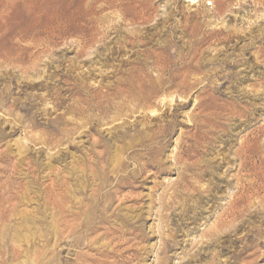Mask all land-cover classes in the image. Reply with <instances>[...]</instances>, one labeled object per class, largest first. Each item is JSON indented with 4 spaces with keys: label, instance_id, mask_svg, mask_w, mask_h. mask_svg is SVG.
<instances>
[{
    "label": "rangeland",
    "instance_id": "1",
    "mask_svg": "<svg viewBox=\"0 0 264 264\" xmlns=\"http://www.w3.org/2000/svg\"><path fill=\"white\" fill-rule=\"evenodd\" d=\"M0 1V17L38 22L54 50L32 76L0 58V264H264V0H28L39 14ZM51 61V72L84 79L82 95L46 80ZM130 70L143 96L137 83L134 97L85 103ZM161 72L185 85L157 89ZM60 87L54 109L42 98ZM75 102L84 116L68 111ZM54 125L80 133L47 145ZM107 191L115 203L89 246L82 227L55 240V193L79 211Z\"/></svg>",
    "mask_w": 264,
    "mask_h": 264
},
{
    "label": "bare ground",
    "instance_id": "2",
    "mask_svg": "<svg viewBox=\"0 0 264 264\" xmlns=\"http://www.w3.org/2000/svg\"><path fill=\"white\" fill-rule=\"evenodd\" d=\"M26 1V0H25ZM31 1V0H29ZM28 0L26 1V3L24 2V4H26V7L29 8V10L27 9V11H29V13H33V14H39L37 13V7H33L32 6V2L30 3ZM41 1V0H40ZM123 1V0H122ZM1 2V1H0ZM5 2V1H4ZM134 2V1H133ZM28 3V5H27ZM35 4V3H34ZM139 5V4H138ZM10 6V5H9ZM35 6V5H34ZM114 6V5H113ZM116 6V4H115ZM124 7V6H122ZM9 8V7H8ZM121 8V7H120ZM41 9V8H40ZM133 9V8H132ZM137 6L135 7L134 11H136ZM124 10V8H123ZM125 10L127 11H131L130 8H125ZM138 10V9H137ZM126 13V12H125ZM24 14V13H23ZM131 14V12H130ZM132 20H138V19H142V14H140L138 11L134 12L132 14ZM27 16V15H26ZM39 15H37L38 17ZM40 18V17H39ZM35 19V18H34ZM12 18L11 17H0V58L3 59V64L5 63L6 65H13L15 68L18 67L20 68L21 72H23L25 75L30 74L32 71H36L39 74V70L37 71L38 67L40 66V63L43 61L44 57H47L49 54H53L54 50H53V46L51 44V39L53 38V35L51 36V34H47L46 37L43 36V34L38 31V28L36 29V24H22V25H15L12 22ZM15 20V19H14ZM39 21V20H38ZM41 21V20H40ZM47 21V20H46ZM58 21V20H57ZM35 23V22H34ZM43 23V22H42ZM41 24V22H40ZM39 26V25H38ZM37 26V27H38ZM45 26V24H44ZM53 33V32H52ZM73 38V37H72ZM74 39V38H73ZM6 40H10L12 43L13 47H8L6 48ZM99 41V40H98ZM8 45V44H7ZM81 45V44H80ZM84 46V45H83ZM89 46V45H88ZM89 48V47H88ZM89 50V49H88ZM87 48L86 47H81V50L79 51V56L80 57H85L87 56ZM47 55V56H46ZM28 58V61L26 62V59ZM49 57V56H48ZM79 57V58H80ZM90 58V57H89ZM161 58V57H160ZM166 59V58H165ZM54 60V59H53ZM161 60V59H160ZM157 61H159V58L157 59ZM165 61V60H164ZM107 62V61H106ZM52 63H54V61L51 62H47L46 66H48L49 69L48 71H50V73H47L46 76V80L48 78L50 79H55L56 77H60L59 81L62 82L64 85L68 86V88L66 89V92H69V97L73 96V95H82L83 92L85 91V89L87 88V83H85L82 78L81 81H78L76 79H73L70 75L71 69H69L66 73H64L63 75H60L57 71L51 72L50 67L52 66ZM56 64V63H55ZM156 64V63H155ZM160 64V63H159ZM158 64V65H159ZM2 65V64H1ZM122 65V64H121ZM4 66V65H3ZM12 66V67H13ZM74 66V65H72ZM9 67V66H8ZM11 67V66H10ZM61 65H57L56 68H60ZM65 67V66H64ZM160 67H162L160 65ZM44 68V67H43ZM55 68V67H54ZM72 68V67H71ZM165 67H163L164 70ZM17 69V68H16ZM40 69V67H39ZM58 70V69H56ZM161 70V68H160ZM42 71V70H41ZM83 71V70H82ZM131 71V70H130ZM46 72V71H45ZM73 72V69H72ZM129 72V71H128ZM104 73V72H103ZM138 73V72H137ZM135 70H132L128 75L129 78H126V80H122L121 78L115 81L114 85H105L104 87L106 88L105 92H100L97 95H94L95 97H92L91 99H86L85 103L88 104V106H90L91 108H96V107H102V104L104 102V100L109 99L108 97L111 95H114L116 97H126V96H131L134 97V86L136 87V84L138 83L139 85L137 86L138 89L141 91L143 86L141 84V80L139 79V73L137 74ZM162 73V72H161ZM165 73V71H164ZM23 74V75H24ZM31 75V74H30ZM46 75V74H45ZM164 75L165 74H161L160 77H157L156 79H153V86L156 87L157 89H161L164 86H168L167 88H171L174 87L176 85H182L185 83L186 81V76L184 78H182L181 82L177 84V80L178 77L171 75L168 79H164ZM32 76V75H31ZM42 76V75H41ZM184 76V74H183ZM188 76V75H187ZM182 77V76H181ZM180 77V78H181ZM40 78V77H39ZM85 78V77H84ZM50 81V80H49ZM145 81V80H144ZM188 81V80H187ZM151 82V81H150ZM29 83V82H28ZM44 85V84H43ZM126 85H128L129 87H127L128 89L125 90ZM185 85V84H184ZM41 86V85H39ZM187 86V85H186ZM191 86V85H190ZM43 87V86H41ZM65 87V86H64ZM153 87V88H154ZM39 88V87H37ZM133 89V90H132ZM99 90V89H98ZM96 91V90H95ZM62 92H63V88H56V89H52L49 91L50 97H43L42 101L46 102L47 105L53 104V108L54 109H58V107H62L63 102V97H62ZM91 92V91H90ZM97 92V91H96ZM163 92V91H161ZM48 93V92H47ZM172 95V93H170ZM140 95H144V90L141 91ZM138 96V95H137ZM136 96V97H137ZM139 99H141L140 96H138ZM145 97V96H144ZM169 97V96H168ZM171 97V96H170ZM100 99V101H95V99ZM167 98V97H166ZM128 99V98H127ZM134 99V98H133ZM133 99L131 101V103L133 102ZM143 99V98H142ZM111 100V99H110ZM125 101V100H124ZM142 101V100H141ZM130 102V101H129ZM144 102V100H143ZM76 103L79 104V102H75L73 105H70L68 107V111H70L73 114H76L79 116L83 115L85 113V109L84 107H82L80 105V107H78L76 105ZM171 104V103H170ZM46 105V106H47ZM146 106V105H145ZM144 106V107H145ZM104 107V106H103ZM86 108V107H85ZM105 108V107H104ZM123 108V107H122ZM46 109V108H45ZM91 110V109H90ZM141 110V109H140ZM156 110V109H155ZM153 110V111H155ZM44 111V110H43ZM87 111V110H86ZM130 111V110H129ZM46 112V111H45ZM134 113V112H133ZM75 116V115H74ZM86 117V116H85ZM58 121H56V123L59 125H66L67 121L64 120L63 116H60L58 119ZM108 124V123H106ZM73 125V124H72ZM58 127V126H57ZM58 127V128H59ZM73 127V126H72ZM79 128H81L80 126L77 128H70V127H64L63 128H59V130H57L56 125L53 126V130L50 132V134H52L53 139L49 138V139H45L44 138V143H46L47 145L53 143L54 138H56L57 136L60 137H66V136H71L72 138H74V135L77 134L79 132ZM80 133V132H79ZM264 133V132H263ZM49 134V133H48ZM43 137V136H42ZM59 137V138H60ZM31 138V136H30ZM37 137L34 138V140ZM43 139V138H42ZM41 139V140H42ZM29 140V139H28ZM33 140V139H32ZM133 142L134 140L131 139ZM39 142V140H38ZM248 144V143H247ZM246 144V145H247ZM253 145V144H252ZM250 147V146H249ZM248 147V148H249ZM260 147V146H259ZM246 148V147H245ZM247 148V149H248ZM253 148V146H252ZM106 149V153L110 150V145H107L105 147ZM246 150V149H245ZM253 151V150H252ZM251 152V151H250ZM24 153V152H23ZM22 153V154H23ZM106 153L104 155L100 154L98 157L99 158H104L106 156ZM21 155V153H20ZM252 155V154H251ZM263 156V155H262ZM10 157V156H9ZM61 157V156H59ZM26 159V158H25ZM100 161V160H99ZM120 161V160H119ZM29 163V161H28ZM91 163V162H90ZM117 163H119L117 161ZM116 163V164H117ZM264 163V162H262ZM17 164V163H16ZM91 165V164H90ZM94 165V164H93ZM31 166V165H30ZM29 166V167H30ZM54 167V166H53ZM3 168V167H2ZM5 168V167H4ZM52 168V167H51ZM1 169V168H0ZM6 169V168H5ZM58 170V168H55V170ZM103 170V169H102ZM99 171V174H101L102 172L104 173L105 171ZM93 174V173H92ZM97 174V173H96ZM95 174V175H96ZM128 176H134V172H130ZM263 176V175H262ZM58 176H56L54 179H52V185L54 186V188H56V186H59V180H58ZM83 177V176H82ZM50 181V182H51ZM67 182V181H66ZM4 184V183H3ZM65 185V184H64ZM11 188V187H10ZM244 188V187H243ZM248 188V187H247ZM4 189V188H3ZM2 189V190H3ZM6 189V188H5ZM72 189V188H71ZM5 191V190H4ZM244 191V190H243ZM11 192V191H10ZM9 192V193H10ZM6 193V192H4ZM68 193V192H67ZM70 193V192H69ZM252 193V192H251ZM114 194V193H113ZM54 195V194H53ZM245 195V194H244ZM247 195V194H246ZM62 195V193H55L54 198L52 200V204H53V209L52 211L54 216H53V225H54V232H53V237L55 238L56 241H60L62 238H67L69 236L72 235H76L78 232V229L80 227L82 228H87L86 230V234L83 233L81 235H79L81 237V242L79 244L83 245V246H89V241H88V234H92L94 233L93 230V225H95V220L106 213V211L110 208H112L114 206V200L112 198V192L111 191H107L106 193H104V195L102 196V202H100L99 197L96 202L94 200L91 201V206L88 205L85 208H81L79 211H74L71 208H69V205H65L62 203V199L65 198L66 196ZM237 196V195H236ZM254 196V195H253ZM115 197V195H114ZM52 198V197H51ZM73 198V197H72ZM245 198V197H244ZM250 198V197H249ZM3 199V198H2ZM68 199V198H67ZM241 199V198H240ZM249 200V199H247ZM241 201V200H240ZM100 202V203H99ZM5 203V202H4ZM119 203V202H118ZM7 204V203H6ZM68 204L69 201H68ZM4 205V204H3ZM2 205V206H3ZM9 205V203H8ZM72 207V206H71ZM3 208V207H1ZM0 208V209H1ZM9 208V207H8ZM7 208V209H8ZM52 208V207H51ZM238 208L237 205H234L231 209V215H235V211ZM230 209V208H229ZM240 210V209H238ZM7 211V210H6ZM5 211V212H6ZM229 211V210H228ZM2 212V211H1ZM4 213V212H3ZM230 213V212H228ZM10 215V214H9ZM238 215V212H237ZM241 215V214H240ZM227 216V215H226ZM235 217V216H234ZM33 218V217H32ZM233 218V217H232ZM3 219V218H2ZM30 219V218H29ZM28 220V219H27ZM31 220V219H30ZM1 221V220H0ZM97 221V220H96ZM228 221V220H227ZM223 222V220H222ZM31 223V222H30ZM224 223V222H223ZM26 224V223H25ZM220 225V224H219ZM218 224H216L213 228H217L219 231H222L223 228H225L224 226H219ZM51 227V226H50ZM81 228V229H82ZM226 228H228V226H226ZM225 228V229H226ZM235 228V227H234ZM25 229V228H24ZM99 229V228H98ZM232 229V226H231ZM97 230V229H96ZM84 231V230H83ZM82 231V232H83ZM109 231V230H108ZM217 232V233H218ZM223 232V231H222ZM30 233V232H29ZM1 234V233H0ZM14 234V233H12ZM216 234V233H215ZM37 235V234H36ZM42 235V234H41ZM101 235V234H100ZM108 235V234H107ZM3 235H0V237ZM103 236V235H102ZM52 237V238H53ZM83 237V238H82ZM98 237V236H96ZM3 238V237H2ZM17 238V237H16ZM72 238V237H71ZM25 239V238H24ZM73 239V238H72ZM91 239V238H90ZM104 239V238H103ZM108 240V239H107ZM79 241V240H78ZM91 241V240H90ZM62 243V242H61ZM102 252V251H101ZM56 259V258H55ZM91 259L89 264H96V261ZM102 261V260H101ZM115 262V261H114ZM107 263V262H106ZM111 263V262H110ZM108 264V263H107Z\"/></svg>",
    "mask_w": 264,
    "mask_h": 264
}]
</instances>
